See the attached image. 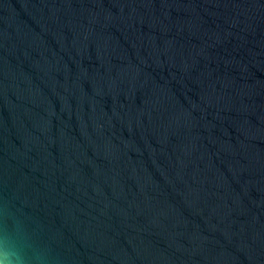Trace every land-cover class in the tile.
<instances>
[{
	"label": "water",
	"instance_id": "water-1",
	"mask_svg": "<svg viewBox=\"0 0 264 264\" xmlns=\"http://www.w3.org/2000/svg\"><path fill=\"white\" fill-rule=\"evenodd\" d=\"M43 264H264V0H0V232Z\"/></svg>",
	"mask_w": 264,
	"mask_h": 264
},
{
	"label": "clouds",
	"instance_id": "clouds-1",
	"mask_svg": "<svg viewBox=\"0 0 264 264\" xmlns=\"http://www.w3.org/2000/svg\"><path fill=\"white\" fill-rule=\"evenodd\" d=\"M0 264H43V259L31 252L22 240L14 239L7 231L0 232Z\"/></svg>",
	"mask_w": 264,
	"mask_h": 264
}]
</instances>
